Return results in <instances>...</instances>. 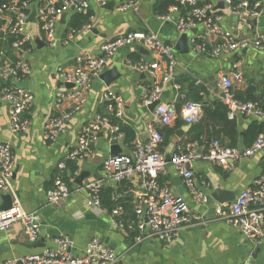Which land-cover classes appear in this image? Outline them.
<instances>
[{
  "label": "crops",
  "instance_id": "0c3cea01",
  "mask_svg": "<svg viewBox=\"0 0 264 264\" xmlns=\"http://www.w3.org/2000/svg\"><path fill=\"white\" fill-rule=\"evenodd\" d=\"M156 1L141 0L139 12L135 14L130 10H117L122 0H108V3H113L112 8H105L89 0L88 12L91 14L89 32L76 34L68 45L55 48L46 45L36 18L28 21L25 33L29 36L30 43L21 53V57L29 64L31 73L20 81L12 82L34 95L33 107L28 115L30 125L26 132L12 134L9 131L6 125L8 105L0 100V141L11 144L14 158L11 185L15 196L11 194L12 199L14 201L16 197L26 212L38 215L39 240L43 239L44 248L53 247L54 238L67 236L72 240V253L81 255L88 242L92 238H98L114 251L119 264H245L247 262L264 264V241L253 244L247 241L235 227L214 221L212 214L215 206H212L211 198L209 205L194 202L181 177L170 163L166 164L164 173L159 176V182L168 186L175 195L183 197L190 213L201 215L205 219L201 225L182 230L170 243L141 235L142 233L136 228V219L134 222L130 220L133 213V193L138 190L136 180H127L124 184L105 180V187H111L117 199L128 200L125 202L127 209H124L119 220L125 227H130L131 233L135 234L132 237L129 236L130 230L126 232L114 228L112 217L102 206L92 205L85 192L78 190L74 181L70 185V194L66 199L56 204H46V192L53 186L54 177L58 173L57 164L61 161L66 162V156L75 147L81 128L96 115H106L103 98L106 91L109 90L121 98L122 118L116 120L131 127L135 137L144 136L152 117L151 106L142 105L141 100L143 89L150 87L153 80L146 74L144 77L141 76L142 73L137 72L133 67L129 56L135 52L139 53L136 47L122 48L108 61L105 70L116 68L120 77L109 86H106L99 76L93 78L85 105L65 122L55 142L45 144L42 135L48 120L71 110V103L67 101L55 107V93L67 89L58 76L57 68L74 67L75 59L79 54L87 53L97 57L100 55V46L106 41L114 40L128 32L151 31L164 44L172 46L173 54L179 64L176 75L185 74L197 78L204 84L208 93L203 99L209 105L217 99L219 91L213 92L207 78L213 75L216 79L219 73H231L233 65L237 63L240 64L242 81L234 85L233 92H242L249 86H256L257 93L264 91V51L249 48L224 58L212 59L204 55L195 57L188 45V52L182 54L175 49L181 34L176 30L172 20L163 21L155 14ZM200 1L202 4H210L212 11L222 16V28L231 31L234 36L253 37L264 33V0H246L257 1L262 5L263 14L257 18L253 28L246 23L245 19L250 18L243 13L240 17L231 14L225 7V0ZM219 3H223L222 9L216 8ZM33 9L35 7L32 5L30 14ZM73 13L75 12L63 13L64 20H61L62 15L58 17L57 37L65 36ZM7 40L0 33L1 52H6ZM140 60H150V57L141 55ZM162 97L165 102L176 100V104L184 99L180 93V85L179 90H175L172 85L166 86ZM111 117L114 116H108L109 123ZM233 119L241 136L250 122L254 121L240 112H236ZM194 124H186L182 117H178L170 126L161 128L166 138H163L160 150L166 157L190 141V130ZM187 125L189 128L186 127ZM180 129L183 130L182 135H177ZM108 135V129L100 132L98 141L92 146V153L82 163L66 162L65 174L75 180L80 173H86L83 182L104 178L102 164L111 156L109 150L111 139ZM118 143L122 154H128L130 148H127L123 141ZM242 146V140L238 139L237 147ZM203 150L205 151V147ZM72 165L77 169L70 175ZM262 173H264V152L251 158L230 162L227 169L203 160H197L194 164V177L198 187L203 188L208 184L209 194L215 188L229 191L233 193L231 200L242 190L253 188L254 182ZM1 195L0 207L3 205ZM137 237L140 238L137 240ZM28 243L30 242L27 241L19 222L0 232V263L38 253L44 249L28 247ZM256 249L258 251L253 257Z\"/></svg>",
  "mask_w": 264,
  "mask_h": 264
},
{
  "label": "built area",
  "instance_id": "2783aa9c",
  "mask_svg": "<svg viewBox=\"0 0 264 264\" xmlns=\"http://www.w3.org/2000/svg\"><path fill=\"white\" fill-rule=\"evenodd\" d=\"M93 1L100 6L108 2ZM140 2L141 0H122L117 10H130L138 14ZM174 2L168 14L161 16V19L163 21L175 19L176 30L187 35V43L195 57L204 55L220 59L249 48L264 51V33L253 37L234 36L231 31L222 28V16L214 13L210 4H202L200 0ZM32 5L35 7L36 21L49 48L66 46L76 34H85L90 30L89 23L79 30H69L62 38L56 35L58 17L72 11V8L75 9L74 12L86 14L89 11V0H0V33L7 39H12L10 47L14 55L11 59L0 51V100L8 105L6 125L12 134L28 130L30 125L28 115L34 103L31 91L12 83L26 78L31 73L29 64L22 59L21 53L30 43L25 27ZM225 7L238 17L243 13L250 19H257L263 14L262 5L257 1L239 0L233 4L232 0H225ZM193 29L195 32H192ZM137 46L149 52L150 60H140L133 64V67L137 72L146 74L153 80L150 87L143 89L141 103L146 107L156 103L151 120L147 124V138L142 142L139 137H135L128 154L121 153L106 158L102 164L104 178L83 182L78 186V190L85 192L92 205L101 207L99 195L105 186V180L114 183L136 180L138 190L133 193V213L137 230L146 237L170 243L182 230L201 225L205 219L201 215L190 213L184 198L175 195L168 186L159 182V176L164 173L166 164L170 163L175 168L194 202L209 205V185L203 188L197 186L194 177L195 162L203 160L227 169L230 162L263 153L264 135H259L249 147H228L218 140H213L209 142L205 151L197 141H188L175 149L170 155V160H167L160 150L164 140L161 128L170 126L178 117H182L186 124L197 123L202 117L204 105L188 101L178 109L176 100L163 101L162 95L166 86L172 85L175 90H179V85L175 82V72L179 64L173 54V48L164 44L154 32L134 31L104 42L97 57L81 53L76 57L74 67L57 68L62 83L71 84L72 87L55 93V107L67 101L71 103V110L48 120L42 135L45 144L55 142L65 122L72 114L82 109L87 102L92 79L106 70L108 61L120 49ZM216 79L219 91L217 99L227 106L230 119L234 118L236 112H240L244 116H254L257 120L264 121V112L257 104L238 100L234 95V85L242 81L239 63L233 65L231 73H219ZM195 80L198 84L202 83L197 78ZM103 98L106 115H96L81 128L75 147L66 156V162L79 164L86 160L92 153V146L99 139V133L104 129L109 130L108 136L111 141L123 140V133L117 126L111 125L108 118V116L122 118V100L109 90L104 93ZM66 162L61 161L57 164L58 173L54 177L53 186L47 190L45 196L47 205L56 204L70 194V185L74 178L66 180ZM13 175L14 158L11 144L0 141V194L14 195L11 185ZM112 198L117 199L116 195H112ZM107 213L112 217L114 228L126 232L130 230V227H125L119 220L124 213L121 205ZM212 218L214 221L235 227L253 244L264 241V173L256 179L253 188L242 190L229 203L217 205ZM17 222L22 225L28 242L39 240L38 215L26 212L14 197L10 209L0 210V232ZM139 238L137 237V240ZM53 243L54 246L51 248H44L38 253L0 264H119L114 251L98 238H92L81 255L72 253V240L67 236L56 237Z\"/></svg>",
  "mask_w": 264,
  "mask_h": 264
},
{
  "label": "trees",
  "instance_id": "16d2710c",
  "mask_svg": "<svg viewBox=\"0 0 264 264\" xmlns=\"http://www.w3.org/2000/svg\"><path fill=\"white\" fill-rule=\"evenodd\" d=\"M239 0H232L233 4L238 3ZM174 0H157L154 5V12L159 17L165 16L168 14L170 6L174 4ZM204 3V2H203ZM91 14L87 12L83 13H73L70 21L68 23V31L69 30H79L84 25L90 23ZM12 43V39H8L6 41V52L5 55L8 58L13 59V51L11 50L10 44ZM28 45H26V48ZM24 48V50L26 49ZM132 64H136L140 61L141 55L137 52L132 53L129 56ZM175 82L180 85V93L184 97L178 101V109L180 105L186 102H194L203 104V113L201 119L192 126L190 130L191 136L190 141H197L200 146L207 148L209 142L213 140H218L222 142L225 146L228 147H237L238 139L242 140L244 147H249L259 135H264V121H251L247 128L243 131V135H240L238 131V126L235 119H230L228 117V108L223 103H221L218 99L213 101L210 105L204 102V96L207 95L208 91L203 83L198 84L196 80L190 76L185 74H177L175 77ZM256 86H249L246 90H242V92L234 91L235 97L241 101H248L254 104H257L258 107L264 112V91L259 93L256 92ZM111 125H115L119 128V131L123 133V144L130 148L132 146V142L135 138L134 131L128 125L122 124L116 118H110ZM163 134V130H161ZM163 138L166 136L163 134ZM164 141V140H163ZM75 166H70V175L76 171ZM69 177L66 175V180ZM113 190L111 187H103L100 192L101 206L105 209L106 212H111L115 207L122 206L124 209L126 207L125 199H113ZM132 222L135 221V215L132 213V217L130 219ZM129 236H135V234L129 231Z\"/></svg>",
  "mask_w": 264,
  "mask_h": 264
},
{
  "label": "water",
  "instance_id": "95a60500",
  "mask_svg": "<svg viewBox=\"0 0 264 264\" xmlns=\"http://www.w3.org/2000/svg\"><path fill=\"white\" fill-rule=\"evenodd\" d=\"M223 3H219L218 6L216 8L218 9H222L223 8ZM105 8H112L113 3L111 2H107L105 5H103ZM72 11H75L74 8H72ZM36 15V11L35 9L32 10L31 14L29 15L28 21H31L34 19ZM65 16L62 15L61 20H64ZM173 22L175 21L174 18L171 19ZM246 23L250 25V27H254L256 25L257 19H245ZM192 32H195V29L192 30ZM175 49L184 54L188 52V44H187V35L186 34H181L180 38L178 39L177 45L175 47ZM136 50L143 56H149V52L143 48V47H136ZM245 51V50H244ZM141 76H145L144 74H142ZM120 77V74L118 73L116 68H112L108 71H104L102 74L99 75V79L106 85L109 86L111 83H113L115 80H117ZM207 82L209 83V86L212 88L213 92L217 93L218 92V83L217 80L215 79V76H209L207 78ZM22 86V85H21ZM65 86L67 88L72 87L71 84H65ZM156 103L152 104L150 108H152V110L154 109ZM252 120L257 121V118L252 116L251 117ZM186 127L189 128V126L187 125ZM182 129L177 131V135H182ZM100 136V133H99ZM147 138V134L145 133L144 136H140V140L143 142L145 141V139ZM222 144V142H221ZM109 150H110V155L111 156H115V155H119L122 153V150L120 148V145L118 143L117 140H112L109 143ZM167 160H170V156L166 157ZM86 173H80V175H78L76 177V179L74 180V183L77 186H81L83 183V180L86 178ZM127 180H123L120 182V184H124L126 183ZM231 192L220 189V188H215L211 193H210V198H211V204L212 206H217V205H222V204H226L231 202V197H232ZM2 200H3V205L0 207V210H7L10 209L12 206V197L10 194H2L1 195ZM213 207V211L214 208ZM28 247H32V248H44L45 244L43 239L37 240L33 243H28L27 244ZM258 251V249H256L254 251V254L252 255L253 257H255V252ZM21 264V263H19Z\"/></svg>",
  "mask_w": 264,
  "mask_h": 264
}]
</instances>
